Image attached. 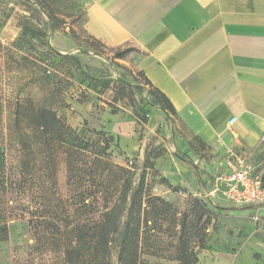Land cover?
Masks as SVG:
<instances>
[{"label": "rangeland", "instance_id": "1", "mask_svg": "<svg viewBox=\"0 0 264 264\" xmlns=\"http://www.w3.org/2000/svg\"><path fill=\"white\" fill-rule=\"evenodd\" d=\"M87 22L81 0H0V264H69L67 251L72 264H130L120 261L121 235L139 188L135 264H179L184 231L196 264L224 255L264 264V207L234 206L213 193L235 156L249 159L264 181V140L254 156L204 144L153 104L136 68L141 52L95 44ZM18 102L54 110L88 148L72 154L43 137L37 143L30 130V143L21 142ZM123 190L119 233L99 249L97 225Z\"/></svg>", "mask_w": 264, "mask_h": 264}, {"label": "crops", "instance_id": "2", "mask_svg": "<svg viewBox=\"0 0 264 264\" xmlns=\"http://www.w3.org/2000/svg\"><path fill=\"white\" fill-rule=\"evenodd\" d=\"M81 4L93 40L141 52L136 68L193 135L213 148L257 152L264 140V0ZM225 163L221 173L230 172ZM244 259L224 255L215 264H249Z\"/></svg>", "mask_w": 264, "mask_h": 264}, {"label": "trees", "instance_id": "3", "mask_svg": "<svg viewBox=\"0 0 264 264\" xmlns=\"http://www.w3.org/2000/svg\"><path fill=\"white\" fill-rule=\"evenodd\" d=\"M44 6L48 5L49 0H39ZM97 45H102L100 42L94 40ZM141 77L145 79L146 85H148V92L152 98V102L155 106L162 107L165 111L175 116L176 109L170 103L167 96L154 88L151 81L145 77L142 72L138 73ZM21 102L17 103L16 113L14 122L20 129L22 137L19 140L25 143H30L27 141V132L31 131L30 137L35 139L38 143V138L43 137L47 140L55 141L60 144V146L68 145L69 153L71 152L81 155L80 152L85 151L88 146L81 144L80 138L77 136L74 129L69 125L65 124L52 109L43 108H24ZM22 139V140H21ZM24 139V140H23ZM67 159L68 168V179L71 180L76 175V168L73 166V156ZM102 162V158H97L92 161V169L97 170V163ZM76 172V173H75ZM83 174L82 172H79ZM81 178L84 175L80 176ZM126 191H121L119 202H116L103 216L102 222L97 225L96 239L98 240V248H106V246L113 243L115 236L119 233V222L124 214L123 205L125 203ZM142 189L139 188L133 193L131 203L129 206V212L127 215V220L125 223V229L121 235L122 246L120 251V261L129 262L130 264H135L140 258V243H141V227H142ZM207 225L210 224V219H207ZM180 236L178 253L179 264H196L198 262V256L196 252L191 250V241L187 236L186 231L182 232ZM67 258L69 264L73 263V256L71 251H67ZM78 258L82 257L79 253Z\"/></svg>", "mask_w": 264, "mask_h": 264}, {"label": "built area", "instance_id": "4", "mask_svg": "<svg viewBox=\"0 0 264 264\" xmlns=\"http://www.w3.org/2000/svg\"><path fill=\"white\" fill-rule=\"evenodd\" d=\"M230 172L215 177L213 193L222 195L234 206L251 208L264 207V181L254 164L235 156L227 161Z\"/></svg>", "mask_w": 264, "mask_h": 264}]
</instances>
